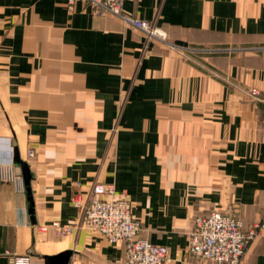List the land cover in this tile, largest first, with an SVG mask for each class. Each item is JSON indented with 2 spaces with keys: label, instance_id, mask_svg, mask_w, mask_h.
<instances>
[{
  "label": "crops",
  "instance_id": "1",
  "mask_svg": "<svg viewBox=\"0 0 264 264\" xmlns=\"http://www.w3.org/2000/svg\"><path fill=\"white\" fill-rule=\"evenodd\" d=\"M154 23L147 39L117 17L67 0H0V162L14 150L30 193L0 182V264L71 250L69 264H121L124 243L75 229L76 192L112 184L131 201L140 236L194 258V217L231 212L264 222V0H122ZM27 150L34 152L28 158ZM21 173L20 168H15ZM240 264H264V230Z\"/></svg>",
  "mask_w": 264,
  "mask_h": 264
},
{
  "label": "built area",
  "instance_id": "2",
  "mask_svg": "<svg viewBox=\"0 0 264 264\" xmlns=\"http://www.w3.org/2000/svg\"><path fill=\"white\" fill-rule=\"evenodd\" d=\"M77 3L91 7L96 17L114 16L124 25L143 33L147 39L166 41V34L154 23L127 15L122 9V0H67L69 11H73ZM252 97L264 104L260 91L251 89ZM264 114V107L262 110ZM28 158L34 157L32 150H27ZM13 163L0 162V182L11 183L15 190L23 191L24 182L21 173L16 172ZM72 206L78 210L80 220L77 226L52 222L48 226L38 228L41 231L53 230L59 236H66L75 229L85 228L100 234L108 243H124L125 251L121 264H165L168 250L164 246L154 245L139 234L141 224L132 216L131 201L118 195L112 184L94 183L86 194L76 192L71 200ZM264 230V222L245 226L231 212L212 210L197 215L188 237L190 254L211 264H240L247 246L260 237ZM13 264H42L34 261L31 255L15 256Z\"/></svg>",
  "mask_w": 264,
  "mask_h": 264
},
{
  "label": "water",
  "instance_id": "3",
  "mask_svg": "<svg viewBox=\"0 0 264 264\" xmlns=\"http://www.w3.org/2000/svg\"><path fill=\"white\" fill-rule=\"evenodd\" d=\"M13 165L16 168H20L21 170V175L23 178L25 190H26L27 197H28L29 204H30L29 212L30 214H32L33 213V203H32V198H31V193H30V182L32 180V173L29 170L28 164L20 159L17 149L14 150ZM71 256H72V251L67 250L56 256H44L43 260H44V264H69Z\"/></svg>",
  "mask_w": 264,
  "mask_h": 264
}]
</instances>
